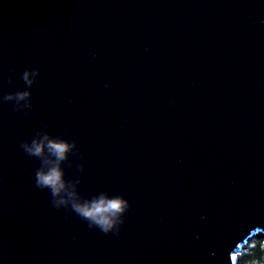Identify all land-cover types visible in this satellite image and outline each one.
Wrapping results in <instances>:
<instances>
[{"label": "water", "instance_id": "95a60500", "mask_svg": "<svg viewBox=\"0 0 264 264\" xmlns=\"http://www.w3.org/2000/svg\"><path fill=\"white\" fill-rule=\"evenodd\" d=\"M44 133L77 199L128 201L116 229L38 186ZM257 231L264 0H0V264H236Z\"/></svg>", "mask_w": 264, "mask_h": 264}, {"label": "clouds", "instance_id": "9594fccd", "mask_svg": "<svg viewBox=\"0 0 264 264\" xmlns=\"http://www.w3.org/2000/svg\"><path fill=\"white\" fill-rule=\"evenodd\" d=\"M37 75V71H25L24 80L31 84L32 78ZM32 77V78H30ZM30 93L28 91L17 92L13 95L5 96L4 99H16L18 102L25 100ZM21 147L29 155L43 156L44 149L55 157L54 160H44L45 167L37 172V184L40 187H48L54 197L60 196L62 192L66 197L54 200V206L66 204L69 201L73 210L81 217L87 219L90 225H95L104 233H108L117 228L122 223V215L129 207L128 201L121 196L108 197L106 194H100L91 200L80 201L77 199V193L68 190L67 182L63 177V170L60 162L66 158L67 153L74 147V143L49 137L47 133L33 139L31 143H23Z\"/></svg>", "mask_w": 264, "mask_h": 264}, {"label": "trees", "instance_id": "16d2710c", "mask_svg": "<svg viewBox=\"0 0 264 264\" xmlns=\"http://www.w3.org/2000/svg\"><path fill=\"white\" fill-rule=\"evenodd\" d=\"M236 264H264V232L257 231L235 253Z\"/></svg>", "mask_w": 264, "mask_h": 264}]
</instances>
